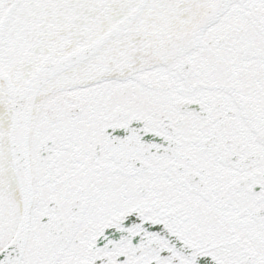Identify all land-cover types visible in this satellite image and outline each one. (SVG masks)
I'll use <instances>...</instances> for the list:
<instances>
[{"label":"snow or ice","instance_id":"1","mask_svg":"<svg viewBox=\"0 0 264 264\" xmlns=\"http://www.w3.org/2000/svg\"><path fill=\"white\" fill-rule=\"evenodd\" d=\"M0 264H264V0H0Z\"/></svg>","mask_w":264,"mask_h":264}]
</instances>
